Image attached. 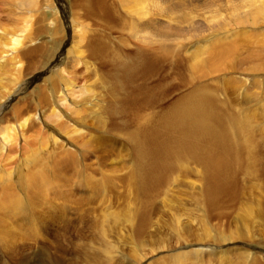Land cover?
Returning <instances> with one entry per match:
<instances>
[{
    "label": "bare ground",
    "instance_id": "6f19581e",
    "mask_svg": "<svg viewBox=\"0 0 264 264\" xmlns=\"http://www.w3.org/2000/svg\"><path fill=\"white\" fill-rule=\"evenodd\" d=\"M105 1L83 0L85 3L81 5L82 14L86 18H91V16L101 18L105 21L104 25L108 26L109 24L110 28L113 27L117 30L126 28V31L130 30L136 39L146 38L145 44L135 43L134 47H131L132 55H128L126 59L122 58L121 53L111 54L106 48L107 44L103 42L104 40L97 34H92L86 38L87 40L82 46H79L77 41L74 43L72 47L77 54L74 56L76 64H80L81 67L72 66V69L68 70L64 65L68 51L63 45L60 46V39L57 37L52 39L51 48L44 50L43 58H47L46 63L48 61L49 63L46 73L42 74L36 72L39 69V66L36 67L35 65L38 62L37 58L29 59L28 57L26 64L22 65L21 55H27L31 48L25 51L24 48L19 49L20 45L23 44L19 37L14 38L13 41L10 40L13 42L12 45L10 44L13 50H16L11 56V61H13L11 76L13 77L10 79L11 82L9 81L10 84L22 80V77L30 72L32 75L28 79L26 78V84H34L35 80H41L43 84L42 87H37V85L35 87L41 106L33 105L28 99L22 103L23 106L14 109L11 115L0 119V162L8 163L13 159L11 155L14 151L5 153V150L15 145L17 140L23 141V148L26 146V142L29 143L28 139L33 136L32 140L37 145L29 146L30 152L25 156V163H33L37 166L34 172L30 173L29 177L33 184L29 186L28 193L24 198L0 190V238L6 241L5 244L8 246L7 251L11 255L8 259L12 260L13 258L14 261H17L16 264H34L31 262L33 257H36L37 262H42V264H121L120 258L113 262L115 250L114 246L108 243V236L109 233H112L115 238L120 237L119 231L125 227L131 230L133 236H137L135 239L141 248L147 246L143 243L145 241L148 244V249L154 252L164 250V248L170 249L168 244L162 243L165 241L163 235L162 239L152 237L154 234L162 233L159 225H156V221H151L150 208L146 206L147 209H143L144 204L141 197L147 198L148 191L156 192L155 194L159 196L161 191L156 190V187L159 186V183L167 182L168 167L182 163V168L177 169L176 173L177 171L182 172L185 169L183 168V160L190 162L193 160L199 163L202 168V185L205 187V190L201 191L200 196L197 195L195 199L203 202L207 216L205 215V220L199 223L200 228H190L189 224L186 225V231L193 236L192 239L184 237L188 242H193L188 244L180 240L177 227L182 221L179 219L170 221L175 226V238L178 244L176 249L181 250L172 251L169 254L168 264H235L233 263L234 259L238 264H264L261 260L264 259V255L260 257L256 250L248 252L244 249V251L234 252L236 247H233V242H236L235 245L246 244L244 242H249L255 238L252 234L253 231L243 232L235 223L224 230L228 232L221 231L217 225L214 228L208 225L210 209L214 210L221 203L218 199V194L221 191V196L225 195L227 201L231 203L229 204L231 207L235 204L231 200H235L236 203L239 202L240 222L238 224H251L253 218V220L259 221L261 225L263 224L260 230L261 233H264V197H261L258 191L260 198H257V201L254 198L256 208L255 215H253L250 210L252 208L250 199L242 202L237 198L238 193L232 191L236 189V186H234L235 188L228 187L235 181L234 178H231L233 177V170L239 171L242 176L248 173L255 180L259 179V176L264 178V166L261 168L258 166L261 165L260 159L264 158L260 157L261 151L257 145L260 140L262 141L260 143L264 144V127L262 126L264 121H261L264 112H260L263 108L259 109V107L264 106V102H262L264 88L260 92L255 89L248 95L253 99H251L254 101L253 103L259 107L253 105V108H246V111H244L245 109L242 111L227 97L223 96L225 101L218 98L220 92L216 86L209 85V87L205 82L195 85V82H199L200 79L211 81L213 78H210L212 76L210 73L212 72L216 74V72L224 71V64L230 62V58L233 59L232 57L235 56L239 47L237 45L240 42L234 44V38H228L224 39L227 42L223 40V42L212 43L211 46L215 47L213 52L193 46V49L186 53L188 60H184V62L177 53L178 60L182 61L185 66L181 75H178L183 76V84L179 82V85L170 84L167 70L162 67L167 62L172 49L162 46L163 44H158L155 47L150 31L144 32L128 28L126 22L118 20L122 16H115L114 8H111L109 3L106 1V4ZM229 7L231 10L229 18L232 20L219 27L217 25V31L228 25L238 23L264 28V23L258 22L259 20L264 22V0H243V4L240 6L230 5ZM132 9L130 11L134 10ZM130 11L129 14L133 13ZM222 11L225 12L224 9ZM219 13L221 14V12ZM115 20L117 23L112 26L110 21ZM250 20L252 21L250 22ZM96 25L99 26V24ZM26 27L28 25H25L23 30H26ZM57 31L58 29L55 28L54 34H57ZM74 32H77L78 39L83 36L79 33L78 28ZM229 33H233L238 40L247 36V31L242 26L240 28L239 25L235 29H226L223 32L214 33L208 39L227 37ZM255 33L250 35L256 36ZM23 37L31 40L36 39L30 34ZM259 42L263 43L264 38H260ZM71 45L70 43L69 46ZM2 46L7 48L8 42H2ZM81 47H84V50ZM34 49H42V47L36 46ZM83 56L95 59L97 64L109 73V76L106 79L99 77L98 73L91 70L87 62L82 59ZM116 57H120V60ZM43 58L40 68L45 65ZM3 61L8 62L10 60L6 56ZM228 67L226 65V68ZM159 73L160 76L157 78ZM250 73H260L264 78V64L253 65L250 68ZM91 78L93 81H90V84L83 83ZM151 78L155 82H152ZM80 80L83 82L79 86L73 83V81L80 82ZM181 87L183 90H180ZM177 88L182 91V94H177L178 96L174 98L173 93L176 92L175 89L177 90ZM185 90L187 92L184 93ZM18 92L20 93L21 90L19 89ZM17 93L13 92L12 97L8 95L2 98L0 114ZM31 93L33 94V91ZM73 97H78V100L73 99ZM68 102L71 103L72 107L66 109ZM91 121L92 123L95 122L94 127L91 126ZM41 129L43 131L40 133ZM91 131L96 132L97 136L92 137ZM107 134L110 137L115 134L118 140H113L109 136L108 138L105 137ZM109 140H112L110 142L112 145L106 142ZM123 156L127 159L123 160ZM87 158H93L94 162L100 165V170L101 165H106L107 162L110 164L108 165L110 172H115V170L116 172L118 170L123 172L122 170H124L120 181L125 184L127 190L118 191V193H113L115 190H112L115 198L113 196V200L108 199L109 195L107 194L109 192L107 193L105 188L111 190V183L115 182L114 179L118 177L108 176L109 173L107 175L101 171L100 175L102 176L97 178L88 170L90 163L86 162ZM184 166L187 169L189 167L186 163ZM8 169L3 168V172L6 173ZM70 171H73L77 183L70 181ZM18 177L25 178L22 175ZM53 179L55 181L54 187L59 188V190H53L54 193L51 191L53 197L49 198L48 193L53 188L50 187ZM173 179L171 178V180ZM248 180L251 183L249 185L255 190L262 189L261 179L259 182ZM262 180L264 181V179ZM39 181L42 182L45 189L36 184ZM73 184L84 186L91 190V194L96 193L95 195L99 199L95 209H98L99 213L98 219L96 218L97 222H88L84 225L85 227L80 224L78 226L77 224L76 226L69 225L68 221L60 226L59 235L64 237L65 233L68 238L66 240H71V246L66 251L71 254L68 259H64L60 254L64 248L61 241L57 239V233L54 234L51 247H47L44 243L47 240L45 239L46 234L52 235L50 226L58 224V221L54 220L59 218L63 221L64 219L66 211L64 197L72 198L69 188ZM233 185L235 184L233 183ZM63 187H69L68 191H62ZM112 187L114 188V186ZM243 188L245 190V187ZM68 192L69 195H67ZM165 192L167 194H164L161 199L168 202V191ZM130 194L133 196L134 206L130 202H126L123 210L119 209L117 206L119 200H123ZM56 199H61L62 203H58L55 201ZM166 201L164 203L168 205ZM44 208L46 210L52 209V211L49 214H44L42 213ZM181 208L183 209V205ZM138 212L141 214L135 223ZM176 213L183 215L179 209ZM221 214L222 211L217 216L219 217ZM120 215H124L125 218L119 219ZM20 219L24 221H17ZM10 224L18 227L21 231L18 232V229L8 230L7 227ZM232 226L234 227L232 228ZM146 228L153 229L152 231L149 230L148 238L142 242L138 235ZM157 231L159 232L157 233ZM194 231H200L201 234ZM73 238H81L84 243H76ZM24 239L29 242H38L37 249L31 251V243L22 242ZM17 240L21 241L20 246V241ZM135 251H137L136 248ZM135 251L132 252L133 258L129 260V264H139L136 262ZM258 251L264 252V249Z\"/></svg>",
    "mask_w": 264,
    "mask_h": 264
},
{
    "label": "rangeland",
    "instance_id": "374dc122",
    "mask_svg": "<svg viewBox=\"0 0 264 264\" xmlns=\"http://www.w3.org/2000/svg\"><path fill=\"white\" fill-rule=\"evenodd\" d=\"M106 1L107 3H109V6H111V8H114V11L116 12L115 16H119V17L122 16L121 18H118V20L120 22L121 21L126 22L127 24L126 26L128 28H130L131 30L135 29V30L144 31V32L146 30L150 31L151 39L153 40L152 43L154 44L155 47L158 44L160 45L163 44L162 46L172 49V53H170L167 62H165V65L162 67L167 70V77H169L170 84L179 85L178 82L183 84V81H182L183 76H178V75H181L182 69L184 71L183 67L185 66L183 62L184 60H188L186 53L189 50L193 49V46L197 48H203L205 51L213 52L215 47L211 46L212 43L215 44L217 42H223L224 39H228V38H231V39L234 38V44L235 42L236 43L240 42L237 45L239 46L238 47L239 51L237 50L235 56L232 57L233 59L230 58L231 60L230 62H226L224 64V68H225L224 71H221L218 73L216 72V74H213V72L212 73L209 72L212 75L210 78H213L211 80L212 82L210 80L203 81V79H200L201 81L199 80V82H195V85L196 83L202 84V82H205L206 84H208V86L209 85L216 86V89L218 90V92H220L218 94V98H221L222 100H224L223 96L227 97L232 103L236 105V107L239 110H242V111L244 109H245L244 111H246V108L250 109V108H253V105H257L253 103L254 102L252 101L253 99L248 97V95L255 89L258 92L263 90L264 78L262 77V74L260 73L251 74L250 68H252V66L256 64H261V65L264 64V42L263 43L259 42L260 38H264V30H262L264 28L263 27H253L251 26V24L249 25V24L238 23L236 25H232V24L228 25L224 29H220L219 31H217V25L219 27L220 25L232 20L231 18H229L230 16L229 14L231 13L229 6L230 5L240 6L241 4H243V0H106ZM84 3L85 2H83V0H0V65H2L0 66V106H1L2 98L4 96L9 95L12 97L13 92L17 93L19 89L21 90V92L20 93L18 92L16 96L12 98L10 103L2 110L0 114V119L2 117H7L11 115L13 110L20 108L22 103L25 100L29 99V101L35 106L40 105V102L37 98L38 95L35 90V87L36 85L37 87L39 86L42 87L43 83L41 82V80H37V81L35 80L34 84H30V85L25 83L27 79L31 77L32 72L25 74L22 77V80L17 81L18 83L16 82L12 85L10 84L11 82L10 79L13 77L11 76L12 71H13L12 70L13 61H11V56H13V53L16 51V50H13V47L11 46L13 43L11 41H13L14 38L19 37L23 41V44L20 45L19 49L24 48V51H25L31 48V51L28 52L27 55H21L20 59L22 61V65L24 66L26 64L28 57L29 59L37 58L38 62L35 65L36 67L39 66L38 67L39 69H37L36 72H41L42 74L46 73L47 65L49 63V61L46 63L47 58L44 59L43 55L46 50H49V48H51L52 39L57 38V37L60 39V46L63 45L65 48H67V51H68L66 54L67 58L65 59L64 65L66 66L68 70H71L72 66L78 67V68L81 67L80 64L79 65L76 64V58L74 56H76L77 54L75 52L74 47L72 46H74V43H76V41L79 46H82L83 44H85V41L87 40L86 38H88L92 34H97L102 40H104L103 42L107 44L106 48L109 50L111 54L116 53L115 55H117L118 53H121V56L124 59H126L128 55H132V52H130V50H131V47H134L135 43H138L139 45L145 44L146 38L136 39L133 36V33H130V30L126 31V28L122 30L120 29L117 30L116 28H113V27L110 28L109 24L108 26L104 25L105 21H103L101 18H94L95 16H91V18H86L85 16H83L82 14L83 8L81 7V5ZM219 5L220 7H218ZM130 9H132L133 11H130ZM223 9L227 13L222 11ZM129 11L133 13L135 12V13L129 14ZM219 12H221V14ZM224 14H226V16H223ZM136 15L137 16L139 15V17H136ZM135 19L138 21H136ZM251 21L252 20H250V22ZM258 22L264 23L262 20H259ZM110 23H112V26H113V25H116L117 21L116 20L110 21ZM96 24H99V26H97ZM25 25L26 26L28 25L29 28L26 27L28 30L27 29L23 30V27ZM239 25H240V28L242 26V28L244 27V30L247 31V34H246L247 36L241 37L240 40H238L237 37L235 38L233 33H229L227 37H219L217 39L216 38L208 39L214 33H217L220 31L223 32L226 29H232V28L235 29L236 27H239ZM77 26L82 27V28H79ZM55 28L58 29L57 34H54ZM77 28L79 30V33L83 35L82 37L79 38L80 40L78 39V36H77L78 31L74 32L75 30H77ZM71 29L72 30L75 29V30L72 31ZM259 31L261 32L263 31V33ZM253 33L257 35L256 36L250 35ZM28 34H30L31 36H34V38L36 39L31 40L27 37H23L24 35H28ZM2 42H5V43L8 42L7 48L2 46ZM224 42H227V41L224 40ZM70 43L72 44L71 46H69ZM36 46H41L42 49H34V47ZM81 49L84 50V47H81ZM5 51H6V54H4ZM177 53L179 54V57L180 59H182L183 62L178 60L176 56ZM6 56L8 60L10 61L8 62L3 61L6 58ZM107 57L110 58V56L108 55ZM42 58H43V62L45 61V65H43L42 68H40ZM116 58L120 60V57H116ZM82 59H84L87 62V65L91 68V70H94L96 73H98L97 75L101 77L102 79L103 78L106 79L109 76V73L103 70V68H101L99 64H97V61L95 59L90 58L89 56L88 57L83 56ZM159 62L161 61L159 60ZM226 65L229 67L226 68ZM159 76H160V73L158 74L157 78H159ZM152 80L153 78H151V81ZM90 81H93L92 78L90 80H87L86 82H83L82 80H80V82L73 81V83L79 86L82 84V82L84 84L85 83L90 84ZM152 82H155V81H152ZM76 89L77 88H75V91H77ZM24 90L25 92H23ZM180 90H183V88ZM31 91H33V94L31 93ZM175 91L176 92L173 93L175 95V96L173 95L174 98L177 97L179 94H182V91H179L178 88L177 90L175 89ZM185 92L187 91L185 90L184 93ZM75 95H77V93H75ZM173 97L171 98L173 99ZM262 98H263L262 102H264V92L262 94ZM73 99L78 100V97H75V98L73 97ZM69 107H72L70 102L67 103L66 109H68ZM257 107H259V105H257ZM260 108H263L260 110V112L262 111L263 113L264 106L259 107V109ZM261 121H264V117L261 119ZM94 124L95 122L92 123L91 121L92 127L95 126ZM262 126L264 127V124ZM42 131L43 130L41 129L40 133ZM90 134L92 137L97 136L96 132H93V131H91ZM108 136L109 138L113 140H118V137H116L115 134L113 137H110V135L108 134L105 135V137L107 138ZM32 137L31 139H28L29 143L26 142V146L23 148H22L23 141L17 140L15 145L5 150V153L14 151V153L11 155L13 159L9 161L8 163L0 162V190L2 189L3 191L16 194L17 196L21 198L22 197L24 198V196L28 193L27 190H29V186L33 184V181L29 176L31 172H34V169L37 166L33 163H30V164L25 163L26 162L25 156L30 152L29 146L34 147L36 145L35 144L36 142L32 140ZM106 142L112 145L110 143L112 142V140H109ZM260 142L262 141L260 140L257 145H259V149L261 151L260 157L264 158V147H263L264 144ZM125 159H127V157L123 156V160ZM263 160L264 159L262 160L260 159L259 161V163H261V165H258L260 168L264 166ZM86 162L90 163V167H88V170L92 172L94 176L96 175L97 178L98 177L100 178L102 176L100 175L101 171L107 175L109 173L108 176H114L115 178L116 176L118 177L114 179L115 182L113 181L111 183L112 184L111 190L108 189L107 187L105 188L107 190V193L109 192L107 194L109 195L108 199L110 198V200L111 199L113 200V198H115V194H113L114 192L118 193V191L127 190V187L125 186V184L122 183V181H120V177L121 175L123 176L122 173H124V170H122L123 172H121L120 170H118V172H116V170L115 172H110V169H109L110 167H108V165L110 164H107L109 162H107L106 165H101V170H100L99 169L100 165L98 163L96 164L93 158L92 159L87 158ZM185 163L189 166L188 169L184 166ZM3 168H9V169L6 173H4ZM179 168H182V163H177L176 165L172 167H168L167 182L164 181L162 183H159V186L156 187V190L161 191L159 196L158 194H155L156 192L148 191L149 194L146 197L149 198L150 200L149 199L147 200V198L143 196L141 197V200H143V204H144L143 209L145 210L147 209V207L150 209L152 208L151 210L149 209V216L152 222L156 221V225H159L160 232L162 233V234H157V235L154 234L152 237L162 239V237L164 236L165 241H162V243L168 244V246H170L171 247L170 249L172 250L164 248V250L162 249L157 252H154L148 249V244L144 241V239L148 238V233L152 231L153 228L151 229L146 228L144 231H142L138 235L141 238L140 241L142 242L144 241L143 243L147 245L144 248L143 247L141 248L140 244L135 239L137 236H133V234L131 233V230L125 227V228L120 229L119 235L121 234V236L118 238H115L112 233H109L108 243H111L114 246V250H115L113 253V256H114L113 262L117 258H120L122 260L121 264H129L130 263L129 260L133 258L132 252H134L136 248L137 251H135L136 253L135 258L137 257L136 258L137 263L139 264H146V263L147 264H168L169 259L167 258L169 257V254L172 253V251L181 250L179 248L176 249L178 244L176 243V238H175V234H176L175 226H174V223L170 222L176 219H179L180 221H182L181 223H179L180 226L177 227L180 233L181 242L183 241V243H187V244L193 243V242H188V240L184 238V237H186L187 239L193 238V236L189 235V233L186 231L185 227L186 225L189 224L191 226L190 228H194V227L200 228L199 223L205 220V215H206L205 205L203 204V202H200L199 200L195 199L197 195L200 196L201 191L205 190L204 185H202L203 184V181H202L203 172H202V168L200 164L193 160H191V162L189 160L187 161L183 160V168L185 169H183L182 172L177 171L176 173V170ZM70 173H71L70 181L77 183V180L74 178L73 171H70ZM111 173L113 174L111 175ZM232 173H233L232 174L233 177L231 178H234L235 181L233 183L235 185H233L232 183L231 185H228V187L235 188L234 186H236V189L232 191L235 192L236 194L238 193L237 198L241 200L242 202L249 201L250 199L249 202L251 204V207L253 208V209L250 208L251 214L255 215V208H256L255 199L257 201L258 200L257 198H260V195L261 197H264V181L262 180L264 178H261L259 176V179H261L260 183H261L262 189L255 190L252 186H250L251 183H249L248 179L254 180V182L256 181L259 182V179L255 180L248 173H246L245 176L244 175L242 176V173H239V171L233 170ZM19 175H22L25 178H20L18 177ZM170 177L174 179L171 180ZM36 184L40 185L43 189H45L41 181L37 182ZM53 184H55L54 179L52 180V184L50 186L51 188L53 187L54 189L53 188L50 189V192L48 193L49 198L53 197V194H51V191L53 192V190H56V189L59 190V188H55ZM77 185L73 184L71 185V187L69 186L70 188L68 187L72 198L64 197V201L66 204L65 210L67 212L65 211L63 221L60 220L59 218L54 220V221H58V224L50 226V231L52 235L46 234L45 236V239L47 240H45L46 243L44 244H46L47 247L48 246L51 247L52 241L54 240V234L56 233L58 234L59 238L57 237V239L61 241V244L64 248V250L60 251V254L63 256L64 259H68V257L71 254V253L68 254V252H66L69 250V247L71 246V243H70L71 240L70 241L66 240L68 238L66 237L65 233H64V237L59 235L60 226L65 221H68L69 225L76 226L77 224L78 226L80 224L84 226L86 223L88 222L94 223V221H96V218L98 219L99 211L98 209L96 210L95 208H96L99 198H97V196L95 195L96 193L91 194L92 193L91 190L86 189L84 186H79V185L77 186ZM112 186H114V188ZM243 187H245V190ZM68 188L63 187L61 190L67 192ZM112 190H115V191H113L112 193L111 192ZM165 191H168V197H169L168 202L166 200L161 199V197L164 194H167ZM258 191L260 195H258ZM70 193L68 192L67 195H69ZM150 193L152 194L150 195ZM27 197L29 198V196ZM150 197L152 198V203H151ZM153 199L156 201H154ZM178 199H180V201H178ZM218 199L221 201V203L218 204V206L214 210L210 209L211 213L209 214L210 218H208V225L211 228H214V226L217 225L221 231H224L230 225L235 223L236 225L240 227L241 231L243 232L249 233L253 231L252 234L255 236V238L253 237L254 239L249 242H244L246 244L235 245L234 243L236 242H233V247H236L235 249L236 251L234 252L244 251V249L248 252L256 250L257 254L260 257H263L264 252L258 251V250L264 249L263 247L264 239H262L264 238V233H261L262 231L260 230L263 224L261 225L259 221H255V219L253 220V218L251 219V222H252L251 224H248V223L238 224L240 222L239 209H238L240 207L238 206L239 202L236 203L235 200H231L232 203H235L233 205L234 207L233 206L231 207L229 205L231 203L227 201V199L225 198V195L221 196V191L218 194ZM55 201H57L58 203H62L61 199H56ZM165 201L170 206L165 205L164 203ZM126 202H130L131 205L134 206L133 196L131 194L128 195L123 200H119V203L117 205L118 208L123 210ZM182 205H183V209L181 208ZM178 209L179 211H182L183 215L176 213ZM51 211L52 209L46 210L44 208L42 213L49 214ZM221 211H222V214L218 217L217 214ZM140 214L141 213L138 212V215H136L138 217L135 219L134 221L135 223H137V220L139 219ZM31 215H32V211H31ZM118 218L119 219L125 218V216L120 215ZM17 221H24V220L20 219ZM184 223H187V224H184ZM11 225L13 224H10L7 227L8 230L18 229V227H14ZM234 226H232V228ZM18 230H19L18 232L21 231L20 229ZM158 232L159 231H157V233ZM194 232L197 234H201L200 231H194ZM224 232H228V231H224ZM211 233L213 234V231H211ZM73 240L76 243L77 242H79L80 244L84 243V240L81 238H78V239L73 238ZM17 241H20V240H17ZM26 241L29 242L28 240ZM26 241L25 239L24 241L22 240V242L27 243ZM5 242L6 241H3L2 238H0V264H16L17 261H14L13 258L12 260L8 259L11 257V255L7 251L8 246L7 244H5ZM29 243H31V247H32L31 251H35L39 245L38 242L34 243L33 241H31ZM16 245L18 246V244ZM20 245H21V241H20L19 246ZM261 260L264 262V259H261ZM31 262H33L34 264L39 263L37 262L36 257L31 258ZM233 263L238 264L236 262V259H234ZM39 264H42V262H40Z\"/></svg>",
    "mask_w": 264,
    "mask_h": 264
}]
</instances>
